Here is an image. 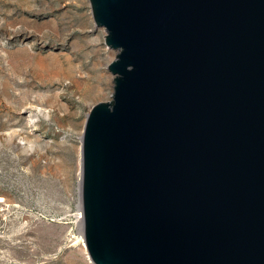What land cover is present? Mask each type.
Returning a JSON list of instances; mask_svg holds the SVG:
<instances>
[{
  "label": "water",
  "instance_id": "water-1",
  "mask_svg": "<svg viewBox=\"0 0 264 264\" xmlns=\"http://www.w3.org/2000/svg\"><path fill=\"white\" fill-rule=\"evenodd\" d=\"M117 49L82 135L95 264H264V0H91Z\"/></svg>",
  "mask_w": 264,
  "mask_h": 264
},
{
  "label": "rangeland",
  "instance_id": "rangeland-1",
  "mask_svg": "<svg viewBox=\"0 0 264 264\" xmlns=\"http://www.w3.org/2000/svg\"><path fill=\"white\" fill-rule=\"evenodd\" d=\"M107 34L91 0H0V264H92L78 176L87 115L113 98Z\"/></svg>",
  "mask_w": 264,
  "mask_h": 264
},
{
  "label": "bare ground",
  "instance_id": "bare-ground-1",
  "mask_svg": "<svg viewBox=\"0 0 264 264\" xmlns=\"http://www.w3.org/2000/svg\"><path fill=\"white\" fill-rule=\"evenodd\" d=\"M39 111L43 112V113H46L47 110L44 109V108H38ZM32 114L30 115V117L32 118ZM79 180H80V184L82 182L81 178H82V159H81V173H79ZM81 186V185H80ZM81 190V188H80ZM0 200H3L2 198ZM80 202V201H79ZM83 218H84V214H83V209H82V206L81 204H79V209H78V212L76 214V221L79 225H82V222H83ZM80 232L82 233L81 236H79L78 240L75 242V243H78L80 245V250L82 251V253L85 255L86 259L88 261H90L92 264H95L88 252V248H87V245H86V241H85V237H84V234L82 232V230H80Z\"/></svg>",
  "mask_w": 264,
  "mask_h": 264
}]
</instances>
